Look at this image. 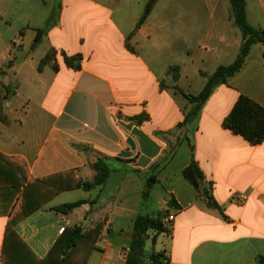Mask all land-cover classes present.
<instances>
[{
	"label": "crops",
	"instance_id": "1",
	"mask_svg": "<svg viewBox=\"0 0 264 264\" xmlns=\"http://www.w3.org/2000/svg\"><path fill=\"white\" fill-rule=\"evenodd\" d=\"M220 1L159 0L137 29L149 1L62 0L57 9L56 0H0V40L1 25L13 17L20 28L7 41L12 67L0 78V97L2 85L14 91L2 105L0 153L20 160L32 180L63 188L14 227L38 259L48 257L69 221L67 227L102 226L86 264H125L139 215H175L169 237L146 242V258L162 253L170 264L264 258V142L253 146L223 127L241 96L264 107V45L253 44L241 71L188 117L196 104L185 95L198 96L219 67L235 63L244 43L232 19L209 14ZM196 3L201 10H192ZM245 3L250 26L264 31V0ZM27 34L34 40L24 50ZM45 44L46 55L56 51L58 68L51 63L39 71L43 58H31L25 73L16 54L26 51L27 60ZM62 54L81 56V69L69 68ZM192 161L203 175L198 189L184 177ZM99 178L103 183L94 185ZM73 183L93 187L69 188ZM79 190L86 204L68 216L54 211L68 204L62 195ZM234 194L244 201L232 200ZM4 213L0 264L10 220Z\"/></svg>",
	"mask_w": 264,
	"mask_h": 264
},
{
	"label": "trees",
	"instance_id": "2",
	"mask_svg": "<svg viewBox=\"0 0 264 264\" xmlns=\"http://www.w3.org/2000/svg\"><path fill=\"white\" fill-rule=\"evenodd\" d=\"M57 1V9L61 7V1ZM159 0H149L143 16L140 18L137 29L144 24L152 9ZM233 6L234 23L241 30L244 36V43L240 50L238 59L231 66L219 67L217 71L208 78V81L198 96H188L191 103L196 104L195 109L189 114V118L196 116L202 106L211 96L214 89L222 84H225L230 78L234 77L244 67L246 57L248 56L253 44L261 43L264 45V31L256 29L247 21L246 3L245 0H231ZM23 33V32H21ZM33 48L37 47L43 36L47 33V29L37 30ZM56 51L51 50L41 60L39 71L51 63H55ZM65 64L76 71L81 69V56L68 57L65 54L61 55ZM55 61V62H54ZM11 64V62H10ZM56 68V63L54 64ZM9 68V66H8ZM5 73V72H3ZM7 95L14 91L9 87L3 86ZM223 127L229 130L232 134L242 137L251 145H260L264 142V107L252 101L250 98L241 96L232 112L225 119ZM101 166V164H100ZM103 169V167H100ZM184 177L195 187L199 188L200 179L203 177L202 172L197 164L192 163L185 169ZM155 176L149 178L146 182V187L143 193L144 197H148L150 189L155 183ZM52 179L32 180L29 177L26 166L18 159L8 158L0 153V186L3 189L11 191V198H18V204L15 211L9 214L10 220L6 229L4 246L2 252L3 264H86L91 252L96 248V243L102 231L100 224L92 228H85L81 225H73L65 228L62 236L56 241L54 247L50 251L48 257L44 260L38 259L30 248L22 241L16 233L15 225L27 217L32 212L40 209L48 201L58 195V191L63 188L54 185ZM102 179L99 178L94 185L102 184ZM93 185L89 183H73L69 188H83L89 190ZM86 204L85 201L68 203L54 208V211L63 215H70L76 209ZM211 207L220 208L213 203ZM221 211V210H220ZM161 235L169 237L171 229L164 226L162 217H151L148 215H139L134 220L131 241L129 249L125 254V264H145V245L148 240H151L155 245L157 239ZM148 264H170L169 258L162 253H152L149 256ZM256 264H264V258L258 257Z\"/></svg>",
	"mask_w": 264,
	"mask_h": 264
},
{
	"label": "rangeland",
	"instance_id": "3",
	"mask_svg": "<svg viewBox=\"0 0 264 264\" xmlns=\"http://www.w3.org/2000/svg\"><path fill=\"white\" fill-rule=\"evenodd\" d=\"M60 1H62V0H60ZM139 1L146 3L149 0H139ZM196 1H199V0H196ZM220 2L221 3L218 5V7H213V6L209 7V14L210 15H216V16L217 15L226 16L227 19L230 18L233 20L234 15H233V6L231 3V0H221ZM196 4H197L196 7L192 8V10H194V11L201 10L202 8L198 5V3H196ZM187 11H189V8H187ZM13 18L17 21V17H13ZM14 19H12V24H10V25H5V24L1 25L2 26L1 27L2 33H1V40H0V78L4 74H6L8 69H10L12 67V63L10 64L11 60L8 59V53L9 52L6 53L5 51H6L7 41H10L13 39V37L18 36L19 32H20L19 24ZM212 24L213 25H219V20H215L214 22L212 21ZM232 26L238 28L235 25V23L234 24L232 23ZM236 30H238L242 34V32L239 28ZM30 35L31 34H27V37L24 38V45H25L24 50H27L28 48H30V46H29L30 43H33L34 36L31 37ZM46 44L43 47H40L38 49L37 53L36 52H34L33 54L31 53L30 58L27 60L24 57V56H26L25 55L26 51L24 54L22 52H18L16 54V56L18 57V59L16 60V63L17 64H21L22 62L24 63V67L22 69L25 73L28 72V70L30 71V65H31L32 59H34L36 62L38 59L40 60L46 56V53H45L46 49H47ZM11 54L14 55L13 53H11ZM8 66H9V68H8ZM1 68H5V69H1ZM3 72H5V73H3ZM2 86H1V88L4 91L3 92L4 96L2 95L3 97L2 96L0 97V120L3 121V115H2L3 106L2 105L6 100H9L11 98V93H9L7 95V97H9V98L5 99L6 92ZM179 155H180V153H179ZM185 158H186L185 153H183V155L179 157L180 160H184ZM83 192L84 191L79 190V191H74V192L69 193V194H64L60 197L59 200H63L67 203H72V202H75V201H78L79 199H81L82 195L85 194ZM9 194H11V191L3 189V186L1 185L0 186V214L3 212H9L13 205H15V207H16V205L18 204V198L19 197L12 199L11 195H9ZM73 219L75 220V217H73ZM77 225H81V224L79 223ZM88 226H89L88 223H86L84 225L85 228H88ZM144 263L148 264L149 258L145 257Z\"/></svg>",
	"mask_w": 264,
	"mask_h": 264
},
{
	"label": "built area",
	"instance_id": "4",
	"mask_svg": "<svg viewBox=\"0 0 264 264\" xmlns=\"http://www.w3.org/2000/svg\"><path fill=\"white\" fill-rule=\"evenodd\" d=\"M244 196L242 194H234L232 196V200H236V201H244ZM175 221V215H167L165 216L163 219H162V222L164 224V226L168 229H171L173 223ZM66 227L70 225V222L69 221H66ZM66 227H63L61 228L60 230V233L63 234V232L65 231V228Z\"/></svg>",
	"mask_w": 264,
	"mask_h": 264
}]
</instances>
